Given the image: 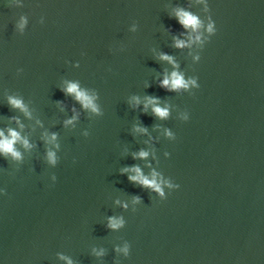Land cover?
Wrapping results in <instances>:
<instances>
[{
  "label": "water",
  "instance_id": "95a60500",
  "mask_svg": "<svg viewBox=\"0 0 264 264\" xmlns=\"http://www.w3.org/2000/svg\"><path fill=\"white\" fill-rule=\"evenodd\" d=\"M173 72L189 88L162 87ZM10 130L0 264H264V0H0Z\"/></svg>",
  "mask_w": 264,
  "mask_h": 264
},
{
  "label": "clouds",
  "instance_id": "9594fccd",
  "mask_svg": "<svg viewBox=\"0 0 264 264\" xmlns=\"http://www.w3.org/2000/svg\"><path fill=\"white\" fill-rule=\"evenodd\" d=\"M176 16L179 20V23L184 26L185 28L188 27H193L194 29L199 27L200 22L198 20L197 17L193 16L192 14L185 12L183 10H180L176 13ZM208 32L215 34V28L213 24H209L208 26ZM197 39H199V37H197ZM176 47L177 48H183L185 47V44L183 41L177 40L176 41ZM164 60L169 61L170 63H172V58L164 55L161 57ZM192 85H195V81H191L190 82ZM162 87L166 88V89H170V90H179L180 88H184L187 89L189 88V82H186L184 80V77L182 75H180L178 72H173L171 74V78L166 77L163 82H162ZM67 94H74L76 99L78 101H80L83 106L85 108H91V110L93 112H98V108L96 107V105L93 103V99L88 97L86 95V93L82 92L79 90V86L77 84H73L70 83L67 87L66 90ZM150 103L155 104L156 101L152 98H149ZM10 104L16 108H20L22 110H25L23 107V104L20 100H16V99H10ZM147 108V105L145 106ZM153 113L155 115H157L160 118H166L168 116V110L166 108H161V107H153ZM187 119V117L185 118ZM68 123H72V121H68ZM138 131H146V129H138ZM10 135L12 137V139H7L5 138L4 140L0 141V152H3L5 154H11L13 157L19 159L20 158V153L17 152L14 149V144L16 143L17 140L20 139L19 134L16 133L15 131H11L10 130ZM0 136H3V133L0 132ZM55 136H53V140H55ZM25 147H28V142L25 140L24 142ZM140 157L141 158H145L147 157L148 153L141 151L140 152ZM48 160L50 163L55 164L56 163V156L55 153L52 151L48 152ZM132 171H134L136 173L135 176H129L128 179L134 183H139L140 185L144 186V187H148L153 189L154 191L160 193L161 196L164 195L163 189L161 187L160 183H157L156 179H155V173L153 174V179H148L147 177L143 176V174L141 173V170L139 167H135L132 169ZM168 187L171 188L173 187L172 184H168ZM176 189L179 190V185L176 184L175 185ZM122 225V221H117L115 219H111L110 221V227L113 229H117L119 227H121ZM125 252H127V249H125Z\"/></svg>",
  "mask_w": 264,
  "mask_h": 264
}]
</instances>
